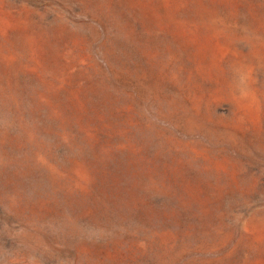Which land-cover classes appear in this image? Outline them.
Masks as SVG:
<instances>
[{
	"label": "rangeland",
	"instance_id": "374dc122",
	"mask_svg": "<svg viewBox=\"0 0 264 264\" xmlns=\"http://www.w3.org/2000/svg\"><path fill=\"white\" fill-rule=\"evenodd\" d=\"M0 264H264V0H0Z\"/></svg>",
	"mask_w": 264,
	"mask_h": 264
}]
</instances>
